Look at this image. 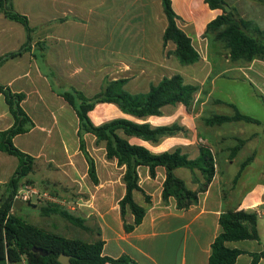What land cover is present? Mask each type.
I'll return each mask as SVG.
<instances>
[{
  "label": "rangeland",
  "instance_id": "1",
  "mask_svg": "<svg viewBox=\"0 0 264 264\" xmlns=\"http://www.w3.org/2000/svg\"><path fill=\"white\" fill-rule=\"evenodd\" d=\"M264 3V0H259ZM229 10H233L238 17L241 13L233 8L234 0H228ZM77 8H74L75 6ZM140 4L136 0H116L114 10L107 6V0H15L16 11L26 15L33 27V37L36 44V52L33 60V70L30 74L35 84L43 86L50 103L44 99L43 107L49 108L52 117H57L56 129L51 130V150L59 147L67 148L71 152L79 148L77 137L78 119L74 110L60 96V93L69 92L73 89L82 91L87 97H92L100 92L106 83L111 81H125L124 89L130 93H146L151 86L158 84L165 77L181 75L185 82L197 86L198 92L194 101L189 106H168L163 109L160 117H152L147 122L153 127L177 126L175 136L164 138L160 145L153 146L138 139H132V143H141L155 153L171 151L181 147L190 159L199 156L200 147H208L216 158V164L230 166L236 165L237 169H243L252 159L249 140V130H260L262 126L245 122L232 121L222 125L212 124L210 121L216 115L234 116L235 110L229 106L234 104L245 115L264 122V85L248 74L253 79V85L249 79L238 75H231L229 79L220 76L223 67L233 69L235 66H247L252 62L226 61L229 50L225 44L216 39L214 34L207 35L203 39H192L193 45L200 54V61L193 65H183L176 57V47L173 43L164 44L159 38V19L167 23L163 6H152L149 11L138 13ZM71 10L68 20L77 25V30L63 27V32L69 39H75L76 45L72 46V53L66 54V59L61 58L58 52V36L61 34L58 28L63 23L62 12ZM260 18L254 22L260 31L264 32V11L257 13ZM244 15V14H243ZM149 23V39H133L125 33L126 27L134 24L135 30L143 25L144 19ZM245 20L250 21L249 13L244 15ZM43 19V20H42ZM158 19V20H157ZM154 22L155 25H154ZM159 22V23H158ZM19 30H23L21 24H17ZM112 25L118 27V34L111 46L110 29ZM163 24H161L162 27ZM130 26V25H129ZM264 41V34L257 35ZM44 39V41H39ZM38 45L44 46L40 51ZM75 47V48H73ZM40 53H43V58ZM262 61V62H259ZM263 60H257L255 71L258 72ZM23 64H26L24 62ZM258 66V67H257ZM264 67V66H263ZM41 71V74L38 71ZM81 68V69H80ZM81 70L79 73L76 71ZM242 71V70H240ZM83 72V73H82ZM264 77V72L260 73ZM13 71L0 74V81L8 82ZM264 80V79H263ZM264 83V82H263ZM20 83L15 85L19 88ZM46 95V96H47ZM47 103V104H46ZM24 110L30 109L26 105ZM37 112L38 109H33ZM95 125H101L117 118H131L125 116L113 104H100L90 113ZM37 118V117H36ZM132 119V118H131ZM261 125V124H260ZM264 125V124H263ZM60 138L59 141H57ZM26 136L17 139L16 147L23 151ZM87 149L96 162L100 183L103 188L98 192L89 176L85 178L84 187H63L60 183L33 182L24 179L21 188L27 185L34 186L39 195L33 196L28 202L21 203L23 207H14L10 215L21 219L23 222L45 229L53 234L65 238L82 240L88 243L102 240L100 219L89 216L88 210L91 203L105 201L107 189L106 181H113L115 185V204L121 198L120 182H123L124 168L117 165L116 161L109 160L105 151V143H98L92 135L86 136ZM246 143H248L246 145ZM239 149L236 154L235 150ZM260 160L264 163V150L260 154ZM50 171L54 167L50 166ZM142 176L148 169H142ZM161 171V170H160ZM85 172V169H84ZM88 172V171H87ZM60 180L58 173L51 172ZM183 175L189 180L193 177V186H197L196 179L204 178L196 170H185ZM59 175V176H58ZM198 177V178H197ZM237 179V176L235 180ZM144 180V181H143ZM61 181V180H60ZM161 182V176L157 182ZM145 187L143 177L140 184ZM156 181L155 185L158 183ZM231 186L226 185L225 190L230 191ZM47 194L48 197H43ZM136 196L139 193L136 192ZM50 205H57L76 217L85 220L90 230L78 228L60 215H43L42 209ZM86 211L87 213H85Z\"/></svg>",
  "mask_w": 264,
  "mask_h": 264
},
{
  "label": "trees",
  "instance_id": "2",
  "mask_svg": "<svg viewBox=\"0 0 264 264\" xmlns=\"http://www.w3.org/2000/svg\"><path fill=\"white\" fill-rule=\"evenodd\" d=\"M205 2L212 10L223 12L207 25L206 34H214L216 39L225 44L231 61L253 62L264 59V41L257 37L264 32L260 31L254 22L237 17L233 10L228 9L230 5L227 0H205ZM162 6L167 19V27L163 35L164 44L175 45V54L181 64L198 63L200 54L193 45L192 39L179 27L180 17L173 8L172 0H162ZM0 9L7 19L21 24L28 38H31L33 28L29 18L15 10L12 0H0ZM26 47L27 45L23 49ZM19 55L20 51L0 57V67L9 58ZM124 84L123 80L108 82L92 97H87L82 91L76 89L60 93V96L72 107L78 118L80 151L88 164V176L94 185L98 186L100 179L96 162L87 149V135L94 136L98 143H105L107 158L116 161L119 167L124 168L122 180L126 193L120 200L119 206L124 221L127 213H131L135 218L133 225L125 223V229L128 232L139 226L146 215V208L140 206L134 198L135 192H141L148 200L140 185L141 169H148L151 178H156L159 168L165 169L163 200L167 202L170 198H174L177 201V207L182 210L197 204L199 194L204 192L212 182L216 174V158L208 147H200L199 156L196 159H190L181 147L155 153L141 143L131 142L132 139H138L157 146L164 138L175 136L178 131L177 126L153 127L147 121L152 117H160L163 109L168 106H189L198 92L197 86L186 83L178 74L165 77L158 84L151 86L146 93H130L124 89ZM0 93L4 94L16 120V124L9 131L0 133V137L5 139L4 151L19 159V167L8 184L9 194L0 203V264H61L58 259L62 254L70 257L71 264H137L126 256L119 259L104 256L103 240L88 243L65 238L10 215L17 204L15 194L23 180L33 172L35 160L19 150L14 145L13 139L28 133L34 127V122L21 106L25 95L13 93L11 89L3 86H0ZM100 104H113L121 113L132 119L122 117L95 125L90 113ZM229 106L235 110L234 116L216 115L210 122L217 125L232 121L262 124L259 120L243 114L236 105L230 103ZM238 150L234 151L235 154ZM248 164H244V167ZM180 168L198 170L202 174L204 183L200 185L198 191L189 189L185 181L176 175V170ZM42 213L45 216L60 215L74 226L90 230L84 219L76 217L57 205L44 207ZM258 222L259 217L256 212L242 210L222 214L221 233L212 245L209 264H235L243 252L227 247V243L243 240L260 241ZM34 248L41 249L48 253V256L34 252ZM252 256L251 264H259L264 258V251Z\"/></svg>",
  "mask_w": 264,
  "mask_h": 264
},
{
  "label": "crops",
  "instance_id": "3",
  "mask_svg": "<svg viewBox=\"0 0 264 264\" xmlns=\"http://www.w3.org/2000/svg\"><path fill=\"white\" fill-rule=\"evenodd\" d=\"M50 1L48 0V2ZM12 2L15 8V0H12ZM172 2L175 12L180 17L178 21L179 27L191 39H203V41H206L207 38L202 37L206 32L207 25L223 13L221 10H212L205 0H172ZM136 3L140 4L138 13H143L144 16L145 12L149 11L153 5L162 6V0H136ZM115 5L116 0H107V6L111 8V11L114 10ZM74 8H77V6ZM233 8L241 13L242 17L249 13L250 21L256 22L260 18L257 13L264 11V3L259 0H234ZM70 13H72L70 9L62 12L64 21L58 27L61 31L57 39L58 52L62 55L61 58L63 57L64 59L67 57L66 54L73 52L72 46L76 45V41L67 37L65 32H63V27L68 26L73 31L78 32L77 28H75L78 24L73 25L67 18ZM161 16L160 13L158 16L160 21V23L158 22L160 24L159 38L163 39L167 23L164 25V19ZM17 24V22L7 19L0 9V57L20 51L19 56L9 58L0 67V74L4 71L7 73L8 69L10 73L11 70L13 71L10 80H7L8 82L0 81V86L11 89L13 93L25 95L21 106L23 109V105L29 107L31 112L28 110L24 111L34 122V127L28 133L18 135L13 139V143L16 146L17 139L21 136H26L24 141L25 148L22 152L35 159L33 172L25 179L33 182H61L63 187L68 188L84 187L85 178L88 176V164L80 151V146L71 152L67 148L61 149L59 144H57L58 148L51 150L50 135L51 130L56 129L58 124L57 117H52L47 106L46 110H44L42 106L44 99L47 103H50L46 90H44L43 86L35 84L30 76L34 67L33 60L37 42H34L33 37L29 39L25 28L23 27L24 31H21ZM161 24H163L162 27ZM129 25L126 27L125 33L122 32V35H127L132 39L133 37L149 39L151 35L148 28L149 23L145 19L143 25H139L138 30H135L134 24L130 23ZM109 33L111 46L113 47L115 36L118 34V27L112 25ZM39 41H44V39ZM26 45L27 47L23 49ZM38 48H40V51L46 49L42 45H38ZM40 55L43 58L45 57L43 53H40ZM228 58L226 61H230L229 56ZM256 61L247 64L245 68L240 65L235 66L233 69L223 67L220 76L224 79H229V76L238 75L242 72L241 75L249 79L252 85L253 79L249 78L248 74L254 75L264 85V77L260 74L264 72V65L257 66L261 70L256 72ZM24 62L26 64H23ZM80 69L75 73H79ZM38 71L41 74L39 68ZM18 83H20L19 88L14 89ZM35 108L38 110L33 115V109ZM15 124L16 120L11 113L10 106L4 94L0 93V133L9 131ZM263 124H254L262 126L261 129L249 130L250 135L246 138L249 140L248 143L253 158L249 164L242 170L237 169L236 165L233 164L230 166L220 165V163L216 164V174L212 182L204 192L199 194L198 203L188 209H179L174 198H170L167 202L163 200L165 169L159 168L156 178H151L149 171L142 176L144 171L141 169L140 178L143 179L144 177L146 186L144 187L142 182L140 185L148 200L141 192H138L139 196H136L135 192L134 198L140 206L146 208V215L142 223L131 231H126L125 223L133 225L135 218L131 213H127L125 222L119 206L120 200L126 193L125 184L120 182L122 196L115 204L113 201L114 182L106 181L107 195L105 196V201L89 202V208L91 209L87 211L89 214L87 217L96 216L100 219L102 240L105 243L103 255L113 259L126 256L137 264H209L212 245L221 233V215L228 211L244 210L258 214L260 241L243 240L229 242L227 247L243 252L235 264H251L253 261L252 255L264 251V163L259 157L264 150ZM59 140L60 138L57 141ZM4 146L5 139L0 137V203L7 198L9 194L8 184L19 167V159L5 152ZM51 165L54 169L50 171ZM185 170L189 169H177L176 175L185 181L189 189L198 191L200 185L204 183L203 179L197 177V186H193L192 175H190L189 180L183 176ZM52 171L60 175L61 181L57 176L52 175ZM190 172L192 171L190 170ZM239 172L240 176H238ZM160 176L161 182H157ZM236 176L237 179L235 180ZM155 181L158 183L157 186L154 183ZM226 185L231 186L228 192L225 190ZM94 187L99 192L100 188H103V183L98 186L94 185ZM16 207L21 208L23 205L17 203ZM84 212L87 213L86 211ZM259 264H264V258L260 260Z\"/></svg>",
  "mask_w": 264,
  "mask_h": 264
},
{
  "label": "built area",
  "instance_id": "4",
  "mask_svg": "<svg viewBox=\"0 0 264 264\" xmlns=\"http://www.w3.org/2000/svg\"><path fill=\"white\" fill-rule=\"evenodd\" d=\"M39 195V192L37 189L32 185H27L24 188H21L17 191L15 194V201L18 204L26 203L28 202L33 196ZM43 197H48L47 194H42Z\"/></svg>",
  "mask_w": 264,
  "mask_h": 264
},
{
  "label": "water",
  "instance_id": "5",
  "mask_svg": "<svg viewBox=\"0 0 264 264\" xmlns=\"http://www.w3.org/2000/svg\"><path fill=\"white\" fill-rule=\"evenodd\" d=\"M33 251L41 253L42 256H48V253L43 252L41 249L34 248ZM58 260L61 264H71L70 257L64 254H62Z\"/></svg>",
  "mask_w": 264,
  "mask_h": 264
}]
</instances>
